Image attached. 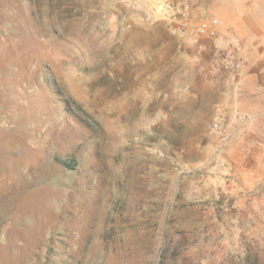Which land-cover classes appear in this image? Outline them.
Instances as JSON below:
<instances>
[{"label":"rangeland","instance_id":"rangeland-1","mask_svg":"<svg viewBox=\"0 0 264 264\" xmlns=\"http://www.w3.org/2000/svg\"><path fill=\"white\" fill-rule=\"evenodd\" d=\"M214 65L117 0H0V264H242Z\"/></svg>","mask_w":264,"mask_h":264},{"label":"crops","instance_id":"crops-1","mask_svg":"<svg viewBox=\"0 0 264 264\" xmlns=\"http://www.w3.org/2000/svg\"><path fill=\"white\" fill-rule=\"evenodd\" d=\"M174 1L188 5L195 22L201 16L218 19L215 37L204 40L205 53L215 57L214 43L227 46L239 39L243 44L234 52L236 59L246 60L238 81L230 83L220 66L212 75L220 95L215 106L225 128L224 137L217 139L221 153L233 159L235 168L230 242L223 252L235 254L242 264L250 263L253 259L246 254L251 248H261L264 254V0Z\"/></svg>","mask_w":264,"mask_h":264},{"label":"built area","instance_id":"built-area-1","mask_svg":"<svg viewBox=\"0 0 264 264\" xmlns=\"http://www.w3.org/2000/svg\"><path fill=\"white\" fill-rule=\"evenodd\" d=\"M124 6L145 14L147 18L156 21H164L172 31L179 33L185 38L195 42L198 53L202 55L206 51L204 40L215 37L214 26L219 24L218 19H207L201 16L195 22L190 7L181 5L174 0H117ZM255 3L260 0H254ZM241 40L234 39L229 45L222 46L214 43V71L218 66L227 72L230 83H236L242 67L246 64L245 59H236L234 52L242 48ZM210 133L215 137H224L225 128L222 126L221 117L216 115L210 124Z\"/></svg>","mask_w":264,"mask_h":264}]
</instances>
